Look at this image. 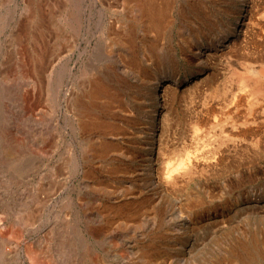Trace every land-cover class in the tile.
Listing matches in <instances>:
<instances>
[{
  "label": "rangeland",
  "instance_id": "rangeland-1",
  "mask_svg": "<svg viewBox=\"0 0 264 264\" xmlns=\"http://www.w3.org/2000/svg\"><path fill=\"white\" fill-rule=\"evenodd\" d=\"M53 1H55V3ZM75 1L76 0H72L69 2L75 3ZM125 1L126 2H124V0H81V8L83 7L85 10L82 15L83 17H81L82 31L81 36L79 35L75 39H72L74 34L63 26V20L60 19V16L64 15L65 10L60 16L55 17L54 20L51 19V21H48L46 19L44 21L47 29V25H50V22L51 25L53 24L50 29L51 32L54 31L52 29L56 28L50 35L55 38V40H53L52 37L46 36L47 41H50V46L53 47L50 49L51 55L57 57L56 60L54 58L53 72L57 73L60 71V68H62L60 65L61 62L68 63L69 68L74 73L73 79L76 80L74 85L78 92L87 88L88 81L93 80V78L96 79V77H99V81H102L106 85H116L118 82L117 85L120 84L119 87L124 86L122 93L123 96H125L124 101H126L127 105L126 108V105L122 106L123 111L118 110L117 104L115 103L114 105L113 103L112 107L116 108L114 111L109 108L104 109L103 107H99L97 108V112H95L98 117L106 119L110 125L114 126L115 129L117 128L116 132L119 135H117L118 137L116 139H111L108 134H104L102 137V135L95 130H86L85 133H81L79 130L78 133H75L73 138L75 146L73 148L78 157L77 171L74 170V173L71 172L66 178L67 180L62 181V184L61 182L59 183L57 173H59L58 169L62 167L64 162V160H61V155L70 137L63 135V138L59 141L58 147H56V117L55 115H50L44 119L48 115L46 113L50 114L52 110L54 111L52 103L54 94L52 88H54V85L51 83V87L49 88L50 91L48 92L47 90L49 89H47L46 86L42 87L40 92L42 99L37 102L33 112L35 120L20 116L21 107L13 99L16 93L25 87V84H23L24 82L21 80L15 81L14 79H10L9 81L8 78L5 80L4 76L7 68L15 63L18 58L15 47L11 46L12 32L17 28L16 25L23 21L26 16L25 13L27 12L23 9L22 0H0V21L1 27L3 28L0 32V129L2 130L5 126L9 127V130L17 128L24 135H29V140H32L30 141L31 144H38L42 137L39 136L40 133L37 131L41 128L44 131H48L49 141L52 145L49 154L46 155L47 157L38 158L31 152H27L25 154L26 156H22L21 158L13 155L10 156L8 163L2 167L4 171L0 173V252H2L3 255H0V263L30 264L26 253L23 251L24 246H36L37 250H41L50 245L53 247V244H57L56 238L60 229L69 225L71 228L68 230V235L71 240L76 241V252L79 255L81 253V241H77L78 235L79 237L84 236L83 238L87 240L85 245L87 247L85 253L86 259L88 258L87 254H94L98 259V261L93 264H264V132L260 133L259 137H256L258 142L256 144L257 147L256 145L249 147L250 152L248 151L244 155V158L247 159L246 164L233 165L230 169L228 167L225 173L221 171L218 173L219 175L217 174L210 178L196 180L194 183H190L191 187L188 189L186 188L187 190L185 191H179L178 189L160 191L158 184L155 183V185L151 183V179L155 176L152 175V170H156V174H158V171L161 172L162 166L158 163L154 165V163L143 162L138 156L137 149L133 143L135 122L133 123L131 114L137 111V104L136 89L132 86L136 85V83L138 84L140 76L143 77L148 75L147 77H149V75L160 73L161 76L159 79L165 82L173 79V77L177 75L180 77L185 73H189L191 70L200 68L201 65L199 63H205V60L202 59L203 57L200 58L201 53L205 51L204 54H206V56L208 55L209 59L212 54L207 52L206 47L211 42L212 38L216 36L217 32L219 33L223 30V23L228 15L227 0H213L214 2L212 0H170L171 10L168 14L169 24L165 28L166 30L163 34L157 39H154V35H152L151 32H147L143 24H138V22L134 21L137 15L133 8L134 4L132 1ZM260 1L261 8L259 7V9H261L264 19V0ZM41 2L40 11H43V14L47 12L48 9L56 10L58 3L60 6L62 5L61 7L63 9L67 8L66 5L70 6L68 0H43ZM205 2L206 4L204 5ZM131 3L132 6H130ZM183 6L186 9H184ZM130 7L132 8L130 9ZM237 8L242 10L240 1L237 2ZM210 14L211 16L209 17ZM223 14L226 17L223 16ZM169 15L171 17H169ZM127 16H131L129 18L130 20ZM131 19H133V22ZM260 19L262 18L260 17ZM56 22H58V24ZM231 22L233 28H239L234 18H232ZM261 23L262 27H264V21L261 20L259 24L261 25ZM260 25L259 27H261ZM54 33L57 35L56 37ZM128 36L131 37V43H128L126 40ZM162 37L163 39H161ZM73 40H76V42H72ZM237 43L244 45L240 40H238ZM74 44L77 46H74ZM216 44L218 45L217 41ZM241 48L236 47V52L234 51L233 53L234 55L228 53L229 56L227 54L226 58L223 59L211 57L206 63L209 65L207 74L204 75L206 71L204 69L202 70V74L196 77H206L203 93L194 97L193 102L187 101V99L177 101L174 106L176 110H174L175 113L178 112L180 114L182 111L184 112L187 110L186 112L188 114L191 111V115L194 108L200 112L205 105L216 104L220 99L211 100L209 93L215 85H223L225 75H228V62H234L237 59L236 65L239 64L240 55L247 52V50L244 52L241 50L240 52ZM155 49L158 50L156 57H149V53H154L153 50ZM252 50H254V48L251 49L250 53L256 51ZM259 55V57L263 59L261 62H257L255 66L261 63L264 65V51ZM157 56L158 58L159 56L162 58V60H158L160 64H157L155 61ZM256 56L258 55H255V57ZM61 59L63 60L61 61ZM121 61L123 65H121ZM132 61H136L137 64L139 63L137 69L141 70L139 71L141 75L130 65ZM179 81L182 82L185 80L180 79ZM78 82L81 84L80 91L78 87L80 84ZM218 82L220 84H218ZM70 88L71 84L65 80L61 88V97H63ZM127 109L129 112H127ZM63 110L64 109H61L60 106L57 109V114L60 116L64 113ZM112 115H114V117ZM199 116H201L200 113H198V117ZM187 118L185 117V119ZM47 119L49 120L45 122ZM60 120L61 124L64 125L65 119ZM75 122L77 123L78 121L76 120ZM30 125H32V127ZM180 128V134L178 130L173 129L175 131L172 136L174 142L186 141L187 143L189 138L188 126L183 125ZM104 138L106 140L110 138L109 143L115 146L107 153L109 156L108 159L112 164L110 163L108 165V162L101 164L98 163L97 160H91L92 162L87 161L84 153L85 150L87 151L86 147L88 142L95 141L96 139L98 142L102 139L100 141L102 142ZM2 140V136L0 135V158H6L2 151L4 147ZM258 147L260 151H262L261 153L258 151ZM258 152L260 155L257 154ZM248 158H251V162ZM253 158L255 160H253ZM85 164L87 165V169L90 167L94 172H96V170L98 172V169H102L100 173L98 172L97 176L94 177L97 181L102 183L106 182L109 186L107 190H100V193L96 197L97 199L95 198V194L91 192L90 186H86L85 182H87V180L89 181L88 183H91L88 177H92V172H90V174H84V170H86ZM251 164L252 166H250ZM155 166L158 167L156 168ZM70 168H66L68 170L65 169V173L66 171L70 172ZM83 180L84 182H82ZM144 181H146V183ZM119 187L126 192L119 199V201L125 202L122 204L126 206L123 207L122 205L121 207L122 211H120L122 212V218L116 220L117 223L115 222L111 226L112 229L110 228L107 234H99L93 237L89 236L86 232V226L90 227L95 221L94 224H92L95 226L93 229H102L106 226L109 213L113 215V212L110 210V205H113V203L117 204V200L110 201L104 195H106L105 192L109 189L113 188V190H115ZM189 192L200 194L203 199V204L200 206L198 205L197 208L194 206L192 207L190 199L197 198L193 197ZM31 195L35 196V200H39L40 204L34 203L35 200L30 203L29 209L34 211V218L31 225L22 229L20 240H18V235L13 238V234H11L10 231L3 232V228L7 223L13 224L14 221L16 223L18 219L16 211L19 208L20 198L25 199V196H28V199L31 200L32 197H29ZM134 197L135 200H133ZM93 198L99 203L95 202ZM84 207L87 208H85V211ZM186 212L188 218L185 216ZM85 213H87L89 220L86 218V215H84ZM123 217H129L130 219H127L125 222ZM164 220H168V222ZM77 229L78 232L76 231ZM2 237L5 239H13V244L6 247V250L4 249L5 239H2ZM118 239L120 241H117ZM134 249L137 250L135 251ZM142 251H146L148 255H146V257L143 256L145 260L141 262V258L137 259L138 256H136V254H141ZM247 253H250L249 256ZM75 260L77 262V259Z\"/></svg>",
  "mask_w": 264,
  "mask_h": 264
},
{
  "label": "bare ground",
  "instance_id": "bare-ground-1",
  "mask_svg": "<svg viewBox=\"0 0 264 264\" xmlns=\"http://www.w3.org/2000/svg\"><path fill=\"white\" fill-rule=\"evenodd\" d=\"M41 1H43V0H22L23 9L25 12H27V13H25L26 16L23 19V21H21L19 24L16 25L17 28L12 32L13 34L11 35L9 33L11 35V40H12L11 46L15 47L16 54L18 55V58H17L15 63L11 64L7 68L4 78H5V80L8 78L9 81H10V79L11 80L14 79L15 81L21 80L22 82H24L23 84H25V87L22 88L18 93H16L13 100H15V102L21 107L20 116H24L27 119L31 118L30 120H35L33 112H34V109L37 105V102L41 101V99H42L41 95H40L42 87L46 86V88L49 89L51 87V83L54 85V88H52L53 92H54L53 102H52L54 111L52 110L50 112V114L46 113L48 115L44 119H46L50 115L51 116L55 115V117H56V123H55V133H56V144H55V146L56 147H58L59 141H60V139L63 138V135L70 137V140L67 138L68 143L65 144L64 151L61 155L62 156L61 160H64V162L62 164V167L58 169L59 173H57L59 183L60 182L62 183V181L67 180L66 178L68 177V175L71 172H73L74 170L77 171L78 157L76 155V151L73 148L75 146V144L73 142V138H74L75 133H78L79 130L81 131V133H85L86 130H88V131L89 130H91V131L95 130L99 134H101L102 137L104 134H108L111 139H113V138L116 139L118 137L117 135H119L116 132L117 128L115 129L114 126L110 125L106 119L98 117L95 112H97V108H99V107H103L104 109L109 108V109L114 111L116 108L112 107L113 103H114V105H115V103L117 104L118 110L123 111L122 106L126 105V101H124L125 96H123V93H122L124 86L119 87L120 84L117 85L118 82L116 85H109V84L106 85L102 81H99L100 80L99 77H96V79L93 78V80H89L87 88H85L83 90H81V84L78 82L80 85L78 86V84H77V86L79 87V91L81 90L80 92H78V90L76 89V86L74 85V83L76 81L75 79H73L74 73L69 68L68 63H62L61 62L60 65L62 68H60V71H58L57 73L53 72L54 58L56 60L57 57H53L51 55L50 49L53 47L50 46L51 44H50V41H47V37L48 36L52 37L50 35L56 30V28L52 29L54 31L51 32L50 29H51V26L53 24L51 25V22H50V25L49 24L47 25L48 26V29H47V27H45L44 21L46 19L48 21H51V19L54 20L55 17L60 16L62 14V12H64V10H65L64 15L63 16L61 15L60 19L63 20V23H64L63 26L65 28H67L72 34H74L73 36L71 35L73 37L72 39H75L79 35L81 36V31H82V23H81L82 18L81 17H83L82 15H83L85 10L83 9V7L81 8V4H80L81 0H76L75 3L72 2L73 4L71 2H69L72 0H68V2L70 3V6L66 5L67 8L63 9L61 7L62 5L60 6L58 3L56 10L55 9L54 10L48 9V11L43 14L42 13L43 11L42 12L40 11V8H41L40 6L42 3ZM129 1L133 2L134 11L137 14L134 21L138 22V24H143L146 27L147 32H151L152 35H154L153 36L154 39H157L159 36H161L163 34V32L166 30L165 28L169 24L168 23V21H169L168 14H169V11L171 10L170 0H127V2H129ZM239 1L241 2V5H242L241 9L242 10H239L238 9L239 7L237 8V2H239ZM53 2L55 3V1H53ZM124 2H126V1L124 0ZM171 2H173V1H171ZM192 2H191V4H192ZM260 2H261L260 0H227L228 15L226 17L223 14V16L226 17V19L223 23V27H222L223 30L220 31L219 33L217 32L216 36H214L212 38L211 42L206 47L207 52H210L212 54L209 57V59L211 57L212 58L217 57L220 59L226 58L228 53L229 54L234 53L236 47H240V48L242 47L240 49V52H241V50H243L242 52L247 50V52H244L242 55H240L241 58H239V64L238 65H236L237 59L236 60L234 59L235 60L234 62L230 61V63L229 62L227 63V69H228L227 74L228 75L226 76L224 73V75H225L224 80L225 81H224L223 85L222 84L217 85V86L215 85V87L213 89H211V92L209 93L211 96V100L212 99H220V100H218V102L216 104H207L204 106V108L200 112L196 108H194L193 110L191 108V110H192L191 115H190L191 111L188 114L186 112L187 110H185L186 108L184 109L185 110L184 112L183 111L181 112L183 115L181 113L179 114L178 112L175 113L176 110H175L174 106L177 103V101L187 99V101L189 100L190 102H193L194 97H197V96H199V94L203 93V87H204V83L206 82L205 81L206 77H203V78H196V77L198 75L200 76L202 74V70H204V69L206 70L204 75L207 74V71H209V65L206 64L209 59H208V55L206 56V54H204L205 51H203L201 53V57H200V58L203 57L202 59L205 60V63L204 64L199 63L201 65L200 68H196L195 70H191L189 73H185L184 75H181L180 77L177 75L176 77H173V79L167 80L165 82H163L161 79H159V77L161 76L160 73L159 74H152L151 76L149 75V77H147L148 75L143 76V77L140 76V81L138 82V84L136 83V85L132 86L136 89L135 92H136V104H137V107H136L137 111L136 112L134 111L131 114V119L133 120V123L135 122V132L133 133L134 137L132 135V137L134 139L133 143L135 144V147L137 149L138 156L140 157V159H142L143 162L154 163V165H156L158 163L159 165L162 166L161 172L158 171V174H156L157 173L156 170H152L153 171L152 175L153 176L155 175V176L151 179L152 180L151 183H154V184L156 183L159 185L158 187H159L160 191H162V190L163 191H170V190H176V189H178L179 191L180 190L185 191L189 187H191L190 183H194L196 180H199L201 178H203V179L204 178H210L213 175H217L221 171H224V173H225V170L228 167L230 169V167L233 165L236 166V165L246 164L247 159L244 158L245 157L244 155L249 151V147H252L253 145H256L258 143L256 137H259V134L264 132V65H262V63H261V64L255 66L257 62H261V60L263 59L262 57H259L260 56L259 54H261L264 51V27H262V23H261V25L259 24V22L261 20L264 21L263 15L261 13L262 11H261V9H259V7L261 8ZM56 3H57V1H56ZM196 4H194V5H196ZM205 4H206V2L204 3V5ZM130 6H132V3ZM172 6H173V4H172ZM224 7H226V6H224ZM50 8H51V6H50ZM52 8H53V6H52ZM131 8L132 7H130V9ZM183 8H184V6H183ZM184 9H186V8H184ZM131 11H133V10H131ZM182 12H184V11H182ZM224 12H226V11H224ZM86 13H87V11H86ZM170 15H169V17H171ZM210 16H211V14L209 15V17ZM127 17L129 19L131 16L130 17L127 16ZM260 17L262 19H260ZM232 18H234L236 23L239 25L238 26L239 28H237L238 30L236 28L232 27V22H231ZM57 20H59V19H57ZM131 20L133 22V19H131ZM212 21H213V19H212ZM56 23L58 24V22H56ZM259 25L261 27H259ZM32 26H33V28H32ZM63 26H62V28H63ZM129 28H131V27H129ZM2 29L3 28L1 27V21H0V32L2 31ZM57 29H59V28H57ZM61 30H63V29H61ZM56 33H57V31H56ZM65 33H66V31H65ZM195 33L198 34L197 32H195ZM56 36L57 35L55 34V37ZM63 36H61V37H63ZM58 37H59V35H58ZM124 37H125V35H124ZM128 37H129V39H128ZM128 37L126 40L128 43H131V37L130 36H128ZM64 38H65V36H64ZM161 39H163V37ZM53 40H55V38H53ZM238 40L242 41L244 43V45L237 43ZM57 41H58V39H57ZM69 41H70V38H69ZM69 41H68V43H69ZM74 41L76 42V40H73L72 42H74ZM216 41L218 42V45L216 44ZM54 44H56V43H54ZM238 44H239V46H238ZM128 45H126V46H128ZM74 46H77V45L74 44ZM72 48H73V46H72ZM253 48L256 51L250 53L251 49H253ZM254 50H252V51H254ZM157 51L158 50H156V49L153 50L154 53H149V57H152V56L156 57V55L158 54ZM198 53H200V52H198ZM229 54H228V56H229ZM255 55H258V56L255 57ZM62 60L63 59H61V61ZM158 60H162V58L160 56L158 58V56H157V59H155L157 64H160L158 62ZM166 63H168V62H166ZM138 64L136 63V61H132L130 63L132 68L137 70L138 73L141 75V73L139 72L141 70L137 69ZM121 65H123V62ZM131 66H130V68H131ZM169 67H171V66H169ZM106 72H108V71H106ZM110 74H112V73H110ZM80 75H82V74H80ZM209 78H210V76H209ZM212 78H213V76H212ZM180 79H182V80L184 79L185 81L180 82L179 81ZM65 80L71 84V88L66 91V93L64 94L63 97H61V88L63 87ZM9 81H7V82H9ZM126 82H127V80H126ZM210 82H212V81H210ZM207 83H208V80H207ZM218 84H220V83L218 82ZM48 91H50V89L47 90V92ZM128 97H126V98H128ZM60 106H61V109H64L63 110L64 113L59 116L57 114L58 113L57 109ZM128 106H130V105H128ZM126 107H127V105L125 106V108ZM55 108H56V110H55ZM104 111H106V110H104ZM113 111H112V113H113ZM100 112H101V110H100ZM127 112H129V110ZM198 113H200L201 116L198 117ZM112 116L114 117V115H112ZM185 117L186 118L188 117V118L185 119ZM18 118H20V117H18ZM60 119H63V120L65 119L64 125L61 124ZM48 120L49 119H47L45 122H47ZM76 120L78 121L77 123L75 122ZM27 121H24V122H27ZM181 124L188 126V131H189L188 137L189 138H188L187 143H186V141L174 142V139L172 137L174 135L173 132H175L173 129L178 130V132L180 134V132H181L180 127L183 126ZM30 126L32 127V125H30ZM11 130H9V127L5 126V127H3V129L1 130V133H0V135L2 136V139H3L2 142L4 144L3 145L4 147L2 150L3 155L6 156V158L5 157L0 158V173L4 171V169L2 167L8 163L10 156L14 155L15 157L21 158L22 156H26L25 154L27 152H31V153H34V155L38 158L47 157L46 155L49 154L50 148L52 147L51 142L49 141V133L47 130L44 131L41 128H39V131H37L40 133L39 136L42 137L40 139L41 141L38 142V144H31L30 141H32V140H29V138H30L29 135L28 136L24 135L17 128L13 129L12 131ZM29 134H30V131H29ZM31 139H33V138H31ZM108 140H106L104 138V140L102 142H100V141L98 142L97 139L95 141H92V142L89 141L88 145L86 147L87 151L85 150V153H84L85 157L87 158L86 160L89 162H92L93 160H97L98 163H101V164L108 162V165H109L111 162L108 159L109 156L107 153L112 148H114L115 146L112 143H109L110 140L109 141ZM262 145H263V143H262ZM256 147H257V145H256ZM60 148H61V146H60ZM59 151H60V149H59ZM258 151L260 153L262 152V151H260L259 147H258ZM259 152L257 153L258 155H260ZM250 159H249V161H250ZM86 160H84V161H86ZM253 160H255V159L253 158ZM254 163H252V164H254ZM252 164L250 166H252ZM102 167H103V165H102ZM66 168H68V169L70 168L72 171L69 170L70 172L66 171V173H65L64 170ZM85 168H86V170H84V174H90V172H92L91 173L92 177H88L90 179L91 183H88L89 181L87 180V182H85L86 186H90L91 192L93 194H95V198H96L97 195L100 193V190H102V189L107 190L109 188V186L107 185L106 182H103V183L99 182L94 177V176H97L98 172L100 173V171L102 169L101 170L98 169V172H97V170H96V172H94V170H92L90 167H89L90 169L89 168L87 169L86 164H85ZM68 169H66V170H68ZM149 170H150V168H149ZM224 177H226V176H224ZM82 182H84V180ZM144 182L146 183V181H144ZM105 193H106V195H104V196H106L108 198V200H110V201L111 200H117V204L113 203V205H110V207H111L110 210L113 212V215H111L109 213V215H108L109 217H107L108 219L106 218L107 219L106 220L107 221L106 226H104L102 229L101 228L100 229L99 228L93 229V227H95V226H93L92 224H94L95 221L90 225V227L86 226V232L91 237L97 236L99 234H107V232H109L108 230L116 222V220H119L120 218H122V212H121L122 208L121 207L123 205L122 203H125V202L119 201V199L126 192L119 187L118 189L116 188L115 190H113V188L109 189ZM189 194H191L193 197L197 198V199H190V203H191L192 207L194 206L197 208L198 205L200 206L201 204H203V199L200 196V194H198V193L194 194L192 192H189ZM29 197H32V199L31 200L28 199V196H25V199L20 198V200H19L20 203L18 202L19 208L16 211L17 216H18L16 223H15V221L13 222V224L7 223L5 225V227L3 228L4 229L3 232H7V231L9 232L10 231L11 234H13V238L17 237V235H18V237H17L18 240H20L19 238L21 237L22 229L31 225L32 220L34 218V213H33L34 211L33 210L31 211L29 208H30V203L33 200H35V196L31 195ZM129 197H132V196H129ZM135 197L133 200H135ZM95 198H93L94 201L98 202L96 200L97 198L96 199ZM128 202H126V203H128ZM0 203H1V200H0ZM34 203L40 204V201L35 200ZM181 204H183V203H181ZM177 205H179V204H177ZM124 206L125 205H123V207ZM85 208L86 207H84V211H85ZM105 208H106V206H105ZM203 208H202V210H203ZM143 209H145V208H143ZM65 211H68V210H65ZM165 214H166V211H165ZM186 214H187V212L185 213V216H186ZM84 215H86V218L89 220V217H87V213H85ZM124 216H126V215H124ZM86 218H85V222H86ZM176 218H178V217H176ZM123 219L126 222L127 219H130V218L129 217L128 218L123 217ZM0 220H1V218H0ZM168 220H166V221L168 222ZM91 221H92V219H91ZM87 222H89V221H87ZM174 224H176V223H174ZM162 226H163V224H162ZM190 226H188V227H190ZM70 228L71 227L69 225H67V226H64L63 229L62 228L60 229L59 233L57 234V238H56L57 247H56V245L53 244L54 248L52 247V245H50V246H47L46 248H43L41 250H37L36 246L35 247H33L32 245L24 246L23 251L26 253V256L28 257V261H30V264H90V263L93 264V263H96L98 261V259H97V256H95L94 254H92V255L87 254L88 258L86 259L85 253H86L87 247L85 245H86L87 240L85 238H83L84 236L79 237V235H78L77 241L78 242L81 241V253L79 255L76 252V247H77L76 241L71 240L69 238V235H68V230ZM171 230H173V229H171ZM76 231L78 232V229ZM74 233L77 234L76 232H74ZM3 238L4 237H2V239ZM126 240H129V239H126ZM117 241H120V240L118 239ZM124 242H126V241H124ZM12 244H13V239H5L4 249L6 250L7 249L6 247H8ZM123 244H125V243H123ZM129 249H131V248H129ZM134 250L136 251L137 249H134ZM142 250H144V249H142ZM92 251H93V249H92ZM249 254H248V256H249ZM0 255H3V253L0 252ZM146 255H148V253L146 251H142L141 254L140 253L136 254V256H138L137 259L141 258L140 259L141 262L143 260H145V259H143L144 258L143 256L146 257ZM0 258H1V256H0ZM186 258H188V257H186ZM241 258H242V256H241ZM75 259H77V262ZM165 259H168V258H165Z\"/></svg>",
  "mask_w": 264,
  "mask_h": 264
}]
</instances>
